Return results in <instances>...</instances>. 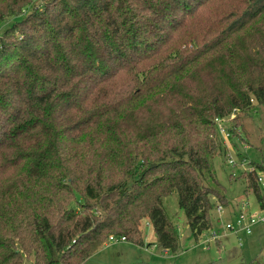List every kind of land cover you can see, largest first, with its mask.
<instances>
[{"label": "trees", "instance_id": "obj_1", "mask_svg": "<svg viewBox=\"0 0 264 264\" xmlns=\"http://www.w3.org/2000/svg\"><path fill=\"white\" fill-rule=\"evenodd\" d=\"M19 16L0 34V264H85L145 225L177 254L174 192L210 230L230 205L214 119L242 139L264 105V0H0V28Z\"/></svg>", "mask_w": 264, "mask_h": 264}, {"label": "rangeland", "instance_id": "obj_2", "mask_svg": "<svg viewBox=\"0 0 264 264\" xmlns=\"http://www.w3.org/2000/svg\"><path fill=\"white\" fill-rule=\"evenodd\" d=\"M49 1L52 0H34L39 7ZM20 19V16L9 19L10 21L0 28V34L5 27ZM228 125L231 123L229 122ZM243 125V138L237 136L232 138L230 141L233 149L225 151L223 155L214 159L218 179L226 188L225 196L230 201V205L223 206L221 212L218 209L212 212L213 227L209 231L198 240L195 239L187 225L184 212L178 206L177 192H174L165 198L164 202L180 235L181 249L177 254L157 247L152 226L145 225L143 246L128 241L108 240V244L97 250L85 264H242L250 263L255 258L264 260V223L254 224L250 234L243 231L238 235L232 234L226 228V225L236 218L231 216V212L237 215L242 210L255 213L261 212L263 208V204L258 201L252 190L249 193L244 191L247 181L241 176L243 171L228 165L227 154L232 153L241 161L244 158L237 153H243L248 160L246 167L261 162L264 158V105L252 115L244 116ZM224 146L226 149L225 144ZM232 172L237 176L232 177ZM213 231L231 234L220 237L221 244H219L217 239L212 238ZM239 238H242V245L239 243ZM207 239L209 242L206 241ZM25 264H32V261H26Z\"/></svg>", "mask_w": 264, "mask_h": 264}, {"label": "built area", "instance_id": "obj_3", "mask_svg": "<svg viewBox=\"0 0 264 264\" xmlns=\"http://www.w3.org/2000/svg\"><path fill=\"white\" fill-rule=\"evenodd\" d=\"M235 117V113H233L230 116L227 117H217L214 119V122L216 123L219 132L222 135V138L225 142L226 148L228 151L233 149L231 143H230V132L228 131V123ZM227 161L228 165H231L233 168H238L243 171L242 175L244 176L245 180L247 181L255 174V181L257 184L264 190V170L263 169H256L257 167L252 163L248 167V160L246 158L242 159L241 161L238 160L237 156L235 157L234 154L229 153L227 154ZM233 177H236L237 174L235 172L231 173ZM218 211L222 210V207L219 206ZM221 221V219H220ZM256 223H264V206L262 208L261 212H247L245 210H242L238 213L236 218L232 223H228L226 225V228L232 233V234H239L240 232H245L246 234H250L252 232V226ZM209 231V230H207ZM206 232V231H205ZM204 232V233H205ZM202 233V235L204 234ZM201 235V236H202ZM212 238L219 240L220 233L216 231L212 232ZM121 240H125L124 238H121ZM109 241H117V239L113 236L109 237ZM209 242V239L206 240ZM239 243L242 245V238H239Z\"/></svg>", "mask_w": 264, "mask_h": 264}, {"label": "crops", "instance_id": "obj_4", "mask_svg": "<svg viewBox=\"0 0 264 264\" xmlns=\"http://www.w3.org/2000/svg\"><path fill=\"white\" fill-rule=\"evenodd\" d=\"M263 206H264V202H263ZM221 211H222V210H221ZM221 211H219V212H221ZM236 215H237V214H233V213L231 212V216H232V217H236ZM219 231H220V230H219ZM229 234H231V233H227V232H225L224 234L221 233V234H220V237L223 238V237H226V236L229 235ZM221 238H219V240H217L219 244H221V242H220V239H221Z\"/></svg>", "mask_w": 264, "mask_h": 264}]
</instances>
